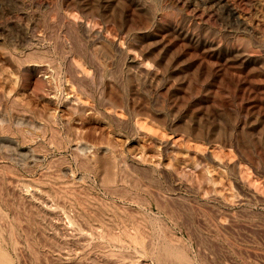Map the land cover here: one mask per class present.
I'll return each instance as SVG.
<instances>
[{"label": "rangeland", "instance_id": "obj_1", "mask_svg": "<svg viewBox=\"0 0 264 264\" xmlns=\"http://www.w3.org/2000/svg\"><path fill=\"white\" fill-rule=\"evenodd\" d=\"M0 264H264V0H0Z\"/></svg>", "mask_w": 264, "mask_h": 264}]
</instances>
